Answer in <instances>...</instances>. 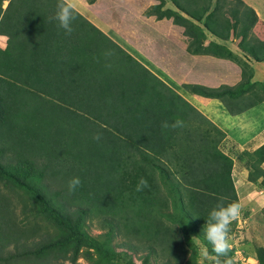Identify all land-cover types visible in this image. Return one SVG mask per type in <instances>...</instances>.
<instances>
[{"label": "trees", "instance_id": "16d2710c", "mask_svg": "<svg viewBox=\"0 0 264 264\" xmlns=\"http://www.w3.org/2000/svg\"><path fill=\"white\" fill-rule=\"evenodd\" d=\"M27 1L0 49V184L10 192H0V264H77L80 257L91 264H137L129 251L138 249L144 252L141 264H151L153 257H161L162 264H200L203 247L214 255L204 232L208 214L220 197L239 202L235 160L223 150L226 132L92 23L76 19L74 31L66 35L50 20L56 12L51 13L50 0ZM202 1L173 0L180 11L161 12L162 2L153 10L184 28L190 51L245 68L237 87L181 85L222 100L238 115L264 102V81L251 82L253 69L226 46L205 45V29L222 40L233 36L251 60L264 62V38L254 32L259 17L242 0ZM162 45L155 51L163 54ZM256 86L259 93L246 95ZM96 104L103 112L90 115ZM86 107L84 114L91 116H86V130L60 127L68 136L61 151L53 142V136L62 138L54 117ZM177 119L183 127H162ZM89 122L103 129L99 141L89 132ZM236 158L248 168L250 181L263 177L264 184V144ZM73 177L81 186L70 195L67 183ZM141 177L148 186L137 191ZM50 182L62 188L53 190ZM13 193L25 212L34 213L32 225L18 224L11 210ZM94 219L108 229L92 235L88 228ZM38 233L40 241L28 240ZM118 235L125 240L115 241ZM12 244L14 252L8 248ZM233 252L220 257L222 264H235ZM256 258L264 264V246L256 248Z\"/></svg>", "mask_w": 264, "mask_h": 264}, {"label": "rangeland", "instance_id": "374dc122", "mask_svg": "<svg viewBox=\"0 0 264 264\" xmlns=\"http://www.w3.org/2000/svg\"><path fill=\"white\" fill-rule=\"evenodd\" d=\"M200 1V0H199ZM203 4L206 3V0L204 2V0L202 1ZM151 8V7H150ZM149 8V9H150ZM152 9V14L153 15H157V11ZM7 12L8 11V7H7ZM147 11V10H146ZM13 13L15 15H18V12L13 11ZM146 14V12H145ZM138 16H143L142 12L137 14ZM148 15V14H147ZM2 16V14L0 15V17ZM170 18L168 15L165 16V18ZM149 19V18H148ZM125 20V19H124ZM144 20V17H133V18H129L127 21H125V24H123L122 19H120V21H118L119 24H117L116 21H113L110 18V22L103 25L102 23H99L100 27L105 31V35H108L109 39L112 40L115 44L119 45L120 47H122L123 50H125L127 53L131 54L133 57H135L138 61L142 62L146 67H148L149 69H151L152 71H154L156 74H161L162 75V79L164 78H169L168 79V83L171 84L173 87H180L179 84H186V85H197L199 83H201L202 79H197V77H195L197 75V72L200 73V71H202V67H203V60L201 59V57H204L203 55H195L196 59L193 58L194 60V64L195 67H199L198 71L197 68L194 71V67L192 66H188L186 67V65L184 64H178L176 61L171 63L169 60L167 61L169 63V68L170 70H172L173 74L171 75H164L162 73H160V69H161V65L162 63H165V59L167 58V56L163 55L159 53V50L155 49H151L150 53H148V49L149 45L148 44H144L143 41L144 38H146V35L149 36H153V38L158 37L157 40L160 41V36H159V32L155 31V28L153 27H147V34L143 33V30L141 27H138V25L140 23H142V21ZM10 21L8 19V15L3 16V19L0 20V34L2 35H7L8 36V27L10 26ZM109 21V19L107 20ZM130 21V22H129ZM115 26H114V25ZM128 25L129 31L125 30V26L123 25ZM112 25V26H111ZM199 25V24H198ZM222 24H219L218 27H221ZM136 27V28H134ZM204 29V28H203ZM111 30V31H110ZM134 31V32H133ZM255 31H257V33H255L256 35H258L259 37H264V31L262 30V26H260V29H256ZM116 32V33H115ZM183 32V31H182ZM207 32H209L207 34ZM108 33V34H106ZM181 32H179L180 35ZM210 31L205 29V37L206 39L204 40V44H206L207 42V36L210 37ZM184 35L187 36L189 38V42H190V37L188 35H186V33L184 32ZM160 38V39H159ZM193 40V39H192ZM186 41V40H184ZM128 42V44H127ZM146 43V42H145ZM162 43H159L158 41H156V44L153 43V45L155 46H159ZM189 44V43H188ZM144 46H146V48H143ZM147 52H146V51ZM179 52V50H177ZM175 51H169L171 52V54H174L177 52ZM168 53V52H167ZM166 53V54H167ZM187 53H189L190 55H194L195 53L193 51H190L189 49H187ZM148 54H152V56L148 55ZM207 56H211L210 54ZM162 62V63H161ZM188 62V60H187ZM122 67L125 69V76H127L128 81H130L129 79V70L126 67V65L124 64V61L122 60ZM239 69L237 71L238 74H240L242 76L243 71H245V68H243L241 65H239ZM116 67V66H115ZM218 67V66H217ZM238 69V68H237ZM114 72L116 73V71L114 70ZM169 72V71H168ZM170 73V72H169ZM225 75L227 73H224ZM256 75V74H255ZM102 77H105V74L102 72L101 75ZM120 76V75H119ZM261 77H264V73L261 75H258ZM258 76H252L250 78L251 82H256L258 80ZM52 78V76H51ZM59 78V77H58ZM214 78L219 81L223 79V76L221 75V73H218L217 71L214 73ZM60 79V78H59ZM243 79V77H242ZM238 80L236 81V84L234 85L235 87H237V85H239L243 80ZM165 80V79H164ZM259 81V80H258ZM264 81V79L262 80ZM230 85H226V84H220L217 85L215 87V89L221 88V87H228ZM233 86V87H234ZM179 91H181V89H178ZM259 93V88L258 86L254 87L253 89H250V91L246 92V95H254L255 92ZM29 96V95H28ZM220 100V99H219ZM222 102V100H220ZM223 103V102H222ZM224 105L219 103L217 104L216 107ZM90 112L89 114L91 115L92 113H95L96 115L99 114V112H103L101 111V106L99 104H96L95 107L93 108H89ZM227 108L222 107V109H220L219 111H217L216 113H214V117H212V119L218 123H221V126L230 134H235L237 133L236 129H239L238 124L236 122L239 121V116L240 117H244L246 119V121H248L247 119H254L257 122L256 123V127L257 128H264V102H258L256 105L249 107L247 109H245L246 111L243 114L241 113L239 116L234 117V114H231L228 110H226ZM87 110V107L83 110V111H77L78 113L72 112L68 109L64 110V111H60L61 113H58L56 117H54V122L55 124H57L59 126L58 129V134L62 136L59 137L58 135L53 136L55 143H57V147L61 150V151H65L63 148L66 146L64 144H68L64 141H68L67 137L68 136H63L66 135V132H61L60 131V127H81L82 129H85L86 126V116L87 117H91L90 115H85L84 112ZM88 111V110H87ZM59 114H61V116H58ZM206 116V115H205ZM207 117V116H206ZM230 117V118H228ZM208 118V117H207ZM209 119V118H208ZM92 123V121H91ZM91 123H88V126L90 127L89 132L90 133H100L101 135H103V129H101L100 127H94L93 125H91ZM262 125V126H261ZM86 130V129H85ZM264 134V131H263ZM76 137V136H75ZM67 139V140H66ZM228 145H223L224 147V151L231 154L234 158L237 157L238 154L242 153L244 151V149H246L245 146H238L236 147V145H234V143H232V140H226ZM77 143V142H75ZM74 144V143H73ZM78 144V143H77ZM76 145V144H74ZM68 146V145H67ZM247 146V145H246ZM250 147H252L253 145H248ZM66 155V154H64ZM246 156H248L247 154H245ZM236 162L234 166V170H233V179H236V188H238V195H239V203L242 205V214L240 216V218L237 221H234L231 225V232H230V238H231V249L234 251L233 252V261L235 264H249V262L247 261L248 258L250 257H254L256 258V248L258 246H264V184H262V178H259L258 182H252L249 179V170L246 169L243 166H239V161L236 158ZM264 165V164H263ZM262 165V166H263ZM159 176V175H158ZM46 181V180H45ZM235 183V181H234ZM49 186L51 189H60L62 187H60V185H56L55 183L52 184L51 182L49 183ZM0 192L3 194H10V192L8 191V189L6 187H4L3 185L0 184ZM21 192H23L21 190ZM19 191V193H21ZM15 193L12 194V202H11V210H13V213L18 221V224L21 225V221L27 222L29 221V223L27 224V226L33 222V220L35 219V215L33 212L28 211L25 212L23 210V203L19 200H16V197L14 196ZM62 200V199H61ZM241 201V202H240ZM248 203H252V206H248ZM31 205V204H29ZM28 205V209H30V207ZM39 221L41 222V225L45 224L42 220L39 219ZM89 223V221H88ZM99 222L97 221V219L91 223V225L89 226V232L96 236V235H100L102 232L106 231V229L108 228H103L101 229L99 227ZM45 228L43 227L42 230H44ZM44 235V234H43ZM34 240V241H40L42 239V235L40 236L39 233L38 235H31L28 237V240ZM125 240L124 235H118L116 240L118 243L122 242ZM9 249H14L12 250L13 252L16 251V248L12 245H10L8 247ZM118 250H122L121 247L117 248ZM141 249V248H140ZM19 250H21L19 248ZM139 250V249H138ZM137 252H132L129 251L130 254L133 255L134 260L136 261L137 264H141L142 261V253L138 251ZM143 251V249H142ZM161 254V252H160ZM257 259V258H256ZM258 261V260H257ZM199 262L200 264H212V261L210 258L205 259L203 256H201L199 258ZM77 264H91L88 260H86L83 257H80L77 261ZM151 264H162V258L159 257L156 260H154V257L152 258ZM259 264V262H258Z\"/></svg>", "mask_w": 264, "mask_h": 264}, {"label": "crops", "instance_id": "0c3cea01", "mask_svg": "<svg viewBox=\"0 0 264 264\" xmlns=\"http://www.w3.org/2000/svg\"><path fill=\"white\" fill-rule=\"evenodd\" d=\"M47 1H49V0H47ZM242 1L246 5H248L249 7L253 8L257 12L258 17H259V22L255 28L260 29V26L264 25V0H242ZM53 2L57 4V0H50L51 9H52L51 13L52 14L54 13V11L56 9V8H54ZM162 2H163V5L160 8L161 12L166 11V10L180 11L179 8L174 4L173 0H80V2L78 4V9H77V15L79 17L77 19L79 20L78 21L79 23L81 21L84 22V20H87L88 22L92 23L95 27H97L101 32L105 33V31L100 27L99 23H102L103 25H105V24L110 22V18L113 21H116L117 24H119L118 21H120V19H122L123 24H125V21H127L129 18H133L135 16L136 17H144V20L142 21V23H140L138 25V27L142 28L143 33L147 34V27H153V28H155L156 32H159L160 38H162V39L159 38L160 39V41H159V40H157L158 37L153 38L154 35L152 37L149 35H146L145 36L146 38H144L145 41H143L144 44H148L150 47V49L146 48V46L143 47V48L148 49V53H150L151 49H156V47H158V46L153 45V43L156 44V41L163 44L162 48H161L164 51V53L162 54V57H163V55H165V56H167V58L165 59L164 64L161 62L162 67L160 69V73H162L166 76L173 74L172 70H170V68H169V66H171V65H169V63L167 62L168 60L171 63L176 61L178 64L179 63L184 64V65H186V67L193 65L194 71H195L197 67H195L193 58L196 59L195 55H198V56L203 55L204 57H201V59L203 60L202 61L203 62L202 71H200V73L197 72V75L195 76V77H197L196 80L202 79L201 83H199V84H203V85L211 87V88L215 87L217 85H220V84H226V85L234 86L236 84V81L238 80V78H239V80L242 79V76L237 73V71L240 70L239 69L240 66L238 63L234 62L233 60L226 59V58H220V57H216L213 55L207 56L208 54L190 55L189 53H187V49H188V45H189L188 44L189 38L184 35V28L181 26H176V24H174L173 17L172 18H167V17L166 18L165 17L164 18H158L157 15H153V14L149 15L148 14V12L151 10V8L154 7V5H158ZM27 3H28L27 0H5L4 4H3L4 10L2 12V16L0 17V20L3 19V16L5 15V13H8L6 10H7V7H9L10 8V14L8 15V19L9 20L12 19L10 21V23H11L14 19L18 18V16H19V15H15L13 13V11L20 13L21 11H23L28 6ZM141 12H142L143 16H138L137 14L141 13ZM145 12H146V14H145ZM181 14L188 18L187 14H185L184 12H181ZM165 16H166V14H165ZM108 19H109V21H107ZM195 22L200 24L197 21H195ZM80 24H82V23H80ZM80 24L76 23V25L78 26L77 27L78 33H81V30H79V27H81ZM123 24H120V25H123ZM123 26H125L124 28L126 31H129L128 25H123ZM134 28H136V27H134ZM262 30L264 31V28H262ZM179 32H181L180 35H179ZM254 32L257 33V31H255V29H254ZM208 33L209 32H207V34ZM106 34H108V33H106ZM106 36L108 37V35H106ZM207 37L208 38H207V42L205 45H208L210 42H216L218 44L224 45L230 51H232L234 54L238 55V57L240 59L247 61L249 66L253 69V77L261 75L264 73V62H256L254 60H251V58L249 56H247V54L244 53L239 48L237 41L233 36L230 37L229 40H222V39H220V38H218V37H216L210 33V37L209 36H207ZM261 38H264V37H261ZM7 39H8L7 35L0 34V49H4L6 47ZM184 40H186V41H184ZM127 44H128V42H127ZM160 46L161 45H159V47ZM175 50L176 51L179 50V52L177 51L174 54H171V52H169V51H175ZM148 55H150V54H148ZM244 55H246V56H244ZM187 60H188V62H187ZM198 69H199V67L197 68V71H198ZM216 71L218 73H221V75L223 76L222 80L217 81L214 78V73ZM224 73H227V74L225 75ZM159 75L162 77L161 74H159ZM257 78L259 81H262L264 79V77H261V76H258ZM164 79H165L164 81L169 82L168 81L169 78H164ZM179 85H180V87L177 88L175 86L174 88L177 90L181 89V91H179V90L178 91L190 103H192L204 115H206L212 122H214L223 131L226 132L227 135H226V138L224 140L225 145H228L226 140H232V143H234V145H236V147L245 146L246 149H244V150L252 151V150L257 149L262 144H264V134H263L264 128H262V127L257 128L256 123H255V122H257L256 120L247 119L248 121H246V119L244 117L239 116L240 114L235 115L234 117L239 116V121L236 122L238 124V127H239V129H236V130H239V131H237V133H235V134H230L221 126V123H218L212 119V117L215 118L213 116L214 113H216L217 111L222 109V107H224V105H222V106L220 105L219 107H216L218 102L223 104L218 98H210V97H206L203 95L194 94V93H191V92L184 90L181 86L182 84H179ZM244 114H246V113H244ZM228 118H230V117H228ZM248 145H253V146L250 147ZM223 150H224V147H223ZM234 160H235V162L237 161L236 158H234ZM234 166H237V165L234 164ZM239 166L241 167V166H243V164H241L239 162ZM244 167L246 169H248L246 166H244ZM263 167H264V165H263ZM234 181H235V186H237L236 185L237 180L234 179ZM236 189L238 192V188H236ZM247 205L252 206V203H248ZM247 261L249 262V264H258L257 259L254 257L248 258Z\"/></svg>", "mask_w": 264, "mask_h": 264}, {"label": "clouds", "instance_id": "9594fccd", "mask_svg": "<svg viewBox=\"0 0 264 264\" xmlns=\"http://www.w3.org/2000/svg\"><path fill=\"white\" fill-rule=\"evenodd\" d=\"M80 0H57L56 12L50 17L58 23V28L62 29L66 35H71L74 31L73 22L77 19V9ZM110 54V53H108ZM106 54V55H108ZM184 122L177 119L173 124L169 125L167 122L162 124V127L178 128L183 127ZM93 139L99 141L101 134L97 133ZM81 186L79 177L71 178L68 183V193L71 195ZM148 186L147 180L140 178L137 184V191L143 190ZM226 197H220L208 214V222L205 226V237L212 245V253L210 254L207 247L200 249V254L204 258H210L213 264H222L220 257L227 256L231 251V225L237 221L242 214V205L238 201L225 203ZM214 221V222H213ZM223 264H232L231 260H226Z\"/></svg>", "mask_w": 264, "mask_h": 264}]
</instances>
